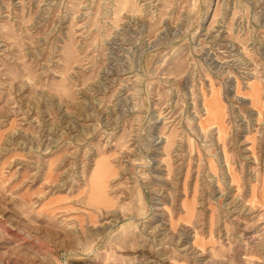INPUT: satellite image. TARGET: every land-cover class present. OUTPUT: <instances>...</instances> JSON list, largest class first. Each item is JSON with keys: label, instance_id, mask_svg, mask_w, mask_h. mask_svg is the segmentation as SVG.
Here are the masks:
<instances>
[{"label": "rangeland", "instance_id": "obj_1", "mask_svg": "<svg viewBox=\"0 0 264 264\" xmlns=\"http://www.w3.org/2000/svg\"><path fill=\"white\" fill-rule=\"evenodd\" d=\"M0 264H264V0H0Z\"/></svg>", "mask_w": 264, "mask_h": 264}, {"label": "bare ground", "instance_id": "obj_2", "mask_svg": "<svg viewBox=\"0 0 264 264\" xmlns=\"http://www.w3.org/2000/svg\"><path fill=\"white\" fill-rule=\"evenodd\" d=\"M212 103V102H211Z\"/></svg>", "mask_w": 264, "mask_h": 264}]
</instances>
